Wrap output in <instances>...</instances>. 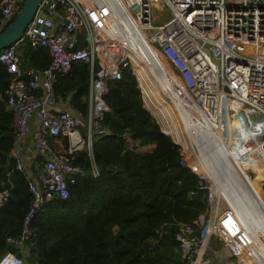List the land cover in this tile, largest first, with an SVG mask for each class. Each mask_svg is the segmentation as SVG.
<instances>
[{"label":"built area","instance_id":"2783aa9c","mask_svg":"<svg viewBox=\"0 0 264 264\" xmlns=\"http://www.w3.org/2000/svg\"><path fill=\"white\" fill-rule=\"evenodd\" d=\"M24 1L0 0L2 30ZM23 43L46 48L49 64L20 67L17 47ZM75 64L91 72L85 118L57 107L56 85ZM0 65L11 75L4 91L13 134L8 157L33 197L20 234L7 243L25 245L35 213L46 201L67 198L68 184L85 175L74 154L86 149L92 159L93 135H106L108 84L127 69L143 108L179 146L181 166L206 195L205 213L180 223L174 234L182 263L210 264L205 245L217 237L233 264H264V210L255 205L250 218L231 206L214 212L222 201L215 183L244 192L232 176L217 179L232 166L215 155L224 152V159L243 145L244 158L264 157L258 146L264 144V0H42L19 41L0 51ZM29 136L41 168L24 159L21 143ZM60 137L68 141L65 151L51 144ZM91 174L98 176L93 161ZM9 197V187L0 190V208ZM0 264L26 263L7 252Z\"/></svg>","mask_w":264,"mask_h":264},{"label":"trees","instance_id":"16d2710c","mask_svg":"<svg viewBox=\"0 0 264 264\" xmlns=\"http://www.w3.org/2000/svg\"><path fill=\"white\" fill-rule=\"evenodd\" d=\"M17 50L20 67L43 69L50 62L44 47L23 43ZM90 73L88 66L75 64L56 85L58 97L84 118ZM10 80L0 65V190L10 189L0 208V258L11 252L26 264H183L174 234L180 223H193L205 213L206 195L197 191V177L181 166L179 146L143 108L127 69L108 84L106 135H93L92 159L86 149L74 154L85 175L68 184L67 198L46 201L35 213L22 248L6 249V239L20 234L33 201L27 180L8 157L13 134L4 91ZM128 139L135 146L129 148ZM147 146L153 147L138 150ZM92 161L97 177L91 174ZM231 176L236 174L229 168L225 177ZM258 186L262 193L264 182L258 180Z\"/></svg>","mask_w":264,"mask_h":264},{"label":"crops","instance_id":"0c3cea01","mask_svg":"<svg viewBox=\"0 0 264 264\" xmlns=\"http://www.w3.org/2000/svg\"><path fill=\"white\" fill-rule=\"evenodd\" d=\"M19 45V44H18ZM17 45V46H18ZM19 52V51H18ZM57 107H67V108H71L70 105L68 104L67 100H61L59 98V103L57 105ZM72 109V108H71ZM73 110V109H72ZM75 111V110H74ZM31 125L32 127H34L36 125L35 121L32 120L31 121ZM51 144L52 146L58 150V151H65L68 147V141L66 138L64 137H60V138H57V139H53L51 140ZM136 142H134L132 139H128V147L131 148L132 146H135ZM153 146H147V147H140L138 150L141 151V152H144V151H148L152 148ZM21 150H22V153H23V156H24V159L29 162V160H33V162H36V159L39 158L40 156L37 155L36 153L33 152V145H32V139H31V136L27 137L22 143H21ZM228 151H230V148L228 147ZM224 153V152H223ZM220 154V152H219ZM218 153L215 155L217 156ZM230 155L231 156H227V161L228 163H231V168L233 170V172H235L236 174V177H242V178H247V180H249L248 178V175H247V172L246 170H244L242 168V170H240V166L238 165V163L236 162V157L233 156V154L230 152ZM220 157V155H219ZM230 157V158H229ZM239 157V156H238ZM41 158V157H40ZM240 158V157H239ZM221 159V158H219ZM241 159V158H240ZM244 159V158H242ZM241 159V160H242ZM244 161V160H243ZM249 163H252L251 164V167L248 168V170H251V173L254 174V175H258L260 177L263 178V176H261V172L262 170L252 161V160H247V165ZM37 165V163H36ZM40 165L37 166V168H39ZM41 168V167H40ZM223 175V179L226 180V171H224L222 173ZM234 177V178H236ZM250 181V180H249ZM224 185H222V189L224 191L223 193V197L226 198L227 200V204H228V199L229 197L232 195V193L230 191H227L223 188ZM263 192V191H262ZM259 194L261 195L259 199H264V196L259 192ZM262 197V198H261ZM262 199V200H263ZM248 200V199H247ZM246 198L243 197L242 198V207L246 208L248 206V202H247ZM229 207V206H228ZM260 208H262L264 210V207L262 206H259ZM233 261V259H231Z\"/></svg>","mask_w":264,"mask_h":264},{"label":"rangeland","instance_id":"374dc122","mask_svg":"<svg viewBox=\"0 0 264 264\" xmlns=\"http://www.w3.org/2000/svg\"><path fill=\"white\" fill-rule=\"evenodd\" d=\"M84 125H85V121H84ZM79 132L83 136L84 133H85V128L84 127L81 128L79 130ZM259 144L262 146V148H264V144H262L261 142ZM243 149H245V148H242V149H239V150H234V153L235 154L239 153L240 154V158H244V156H242L244 154ZM247 160H252L262 171H264V157H262L260 159V158H257L255 156V154L252 153V154H248L244 159L239 160L237 162L238 165L241 168H243L244 170L248 171L247 172L248 178L253 183V186L255 188L256 193L258 195H260L259 194L258 180H261V181L264 182V178H262V177H260L258 175H254V174L251 173V170H248V168L251 167L252 163H249L247 165ZM40 162H41V159L37 158L36 159V163H37L36 168H37L38 165H40ZM261 194L264 196V191ZM223 199L224 200H222L223 202H221V205L218 204V206H220V212H221V210L224 207H228L226 198H223ZM262 199H258L259 201L257 200V203H258V206L264 207V199L263 200ZM214 212L216 213L218 211L215 210ZM23 246L24 245H22L21 248ZM205 248H206V253H207V260L210 262V264H232V260L225 253V251L223 249V246H222L221 242L219 241V239L217 237L210 238L209 241L206 243Z\"/></svg>","mask_w":264,"mask_h":264},{"label":"bare ground","instance_id":"6f19581e","mask_svg":"<svg viewBox=\"0 0 264 264\" xmlns=\"http://www.w3.org/2000/svg\"><path fill=\"white\" fill-rule=\"evenodd\" d=\"M258 146L262 147L260 144ZM242 148H243V145L240 146L238 148V150L242 149ZM231 153L233 154L234 157H236V162H238L239 160L242 159V158L241 159L239 158L240 157L239 153L235 154L233 151H231ZM219 155H220V157H219ZM223 156H224V153H220V154L218 153V155L215 156V157L216 158H221V159H219V161L224 165L226 163L228 157H224V159H222ZM240 170H242L241 167H240ZM222 173L220 174L219 172H217V175H216L217 179L220 182L224 181ZM261 176H263V178H264V171L261 172ZM234 179L239 183V185L242 187L244 192L241 191V193H240L238 191H235V187H231V186H229V184L224 185L223 188L225 190H227V191H230L232 193V195L228 199V206L229 207L230 206L233 207L237 213L242 212L244 215H246V216H248L250 218L251 215L253 216V209L252 208L255 205L257 207H259L258 203H257V200L260 198V195H258L256 193L253 184L249 180H247V178H245V177L244 178L236 177ZM215 190L217 192L218 199L224 200L223 199L224 198L223 197L224 191L222 189V185H219V184L215 183ZM249 193H251L253 195L254 199L253 198H249ZM243 197H245L246 200L248 199L247 200L248 206L246 208L242 207V198ZM221 202H223V201L219 202L220 205H221ZM217 211L220 212V206H218V210ZM236 232H237L236 227H232L230 229V233L231 234L235 235ZM248 247L252 248L251 246H248ZM232 264H233V261H232Z\"/></svg>","mask_w":264,"mask_h":264},{"label":"water","instance_id":"95a60500","mask_svg":"<svg viewBox=\"0 0 264 264\" xmlns=\"http://www.w3.org/2000/svg\"><path fill=\"white\" fill-rule=\"evenodd\" d=\"M42 0H25L12 21L0 32V51L16 44L27 26L32 21ZM14 243H7L6 249L13 248Z\"/></svg>","mask_w":264,"mask_h":264},{"label":"flooded vegetation","instance_id":"af4514ba","mask_svg":"<svg viewBox=\"0 0 264 264\" xmlns=\"http://www.w3.org/2000/svg\"><path fill=\"white\" fill-rule=\"evenodd\" d=\"M251 182V181H250ZM252 183V182H251ZM253 184V183H252Z\"/></svg>","mask_w":264,"mask_h":264}]
</instances>
